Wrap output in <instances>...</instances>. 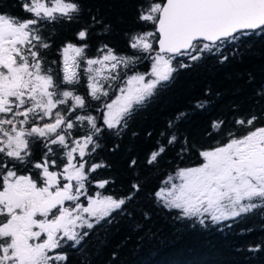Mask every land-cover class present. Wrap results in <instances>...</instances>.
I'll list each match as a JSON object with an SVG mask.
<instances>
[{
  "label": "snow or ice",
  "instance_id": "obj_1",
  "mask_svg": "<svg viewBox=\"0 0 264 264\" xmlns=\"http://www.w3.org/2000/svg\"><path fill=\"white\" fill-rule=\"evenodd\" d=\"M20 6L28 18L0 4V264H67L66 248L80 251L81 264H91L92 253L84 248L90 232L117 215L131 217L127 205L142 189L134 181L122 196L91 191L114 183L92 178L110 167L93 162L105 134L122 138L133 114L181 69L209 56L223 64L251 36H264V0H140L138 20L151 30L126 33L136 52L123 56L104 44L102 55L87 57L91 28L103 25V34L111 29L92 16L90 26L77 33L83 43L62 47L59 69L46 59L51 45L41 29L78 19L81 0H21ZM143 60L150 61L147 72L136 70ZM81 86L86 95L79 94ZM256 96L259 106L264 90ZM194 107L203 111L210 102ZM187 116L179 113L168 122V131L160 133L167 145L158 140L147 163L158 164L176 144L181 159L195 153L198 162L166 176L151 194L155 205L205 227L264 214V107L259 114L237 116L230 126L213 120L205 133L210 143L199 147L179 132ZM37 144L42 155L34 160ZM136 163L131 160L129 167ZM141 214L150 219L147 211ZM249 251H264V243Z\"/></svg>",
  "mask_w": 264,
  "mask_h": 264
},
{
  "label": "trees",
  "instance_id": "obj_2",
  "mask_svg": "<svg viewBox=\"0 0 264 264\" xmlns=\"http://www.w3.org/2000/svg\"><path fill=\"white\" fill-rule=\"evenodd\" d=\"M139 2L81 0L82 14L78 19L43 25L42 34L51 45L44 52L46 59L56 61L53 67L59 69L62 47L67 43L77 46L83 43L77 33L90 26L92 16L103 19L111 29L108 34H103V25L91 28L86 40L89 45L87 57L102 55L98 49L104 44L118 55H133L136 50L129 47L125 34L130 36L151 30L150 25L138 20ZM0 4H3L2 10L21 18L31 15L24 12L21 0H0ZM149 67L150 61L143 60L136 70L147 72ZM257 90H264V36L260 35L251 36L239 47L238 54L230 56L223 64L216 56H209L188 69H181L171 84L133 114L122 138L105 134L101 141L103 147L95 154L93 162L104 161L110 167L98 169L92 178H110L114 183L106 189L93 186L91 191L122 196L131 191L134 181H140L142 189L127 205L131 217L117 215L112 224H103L90 232L84 248L92 253L91 264H264V251H249L251 246L264 243V214L253 213L235 223L222 222L231 223L230 228L222 224L205 227L187 219H176L178 210L155 205L151 194L160 182L177 168L198 162L195 153L185 154L181 159L177 155L180 145L176 144L167 147L158 164L149 166L147 163L158 140L167 145V137L161 138L160 133L168 131V122L175 120L177 114L188 113L178 125L179 132L188 135L197 147L207 145L210 141L205 133L213 120L225 119L230 126L237 116L260 113L264 100H259V106H256ZM78 92L86 95L87 89L81 86ZM204 100L210 102V107L203 111L194 107ZM93 107H96L95 103ZM116 145H119L118 149L110 151ZM33 154L34 160L40 159L42 148L39 144L33 148ZM133 159L137 163L129 167ZM143 211L150 214V219H144ZM65 251L68 253L67 264H81L80 251L71 248ZM114 252L116 258L112 256Z\"/></svg>",
  "mask_w": 264,
  "mask_h": 264
}]
</instances>
